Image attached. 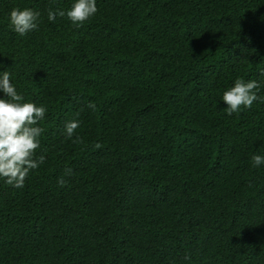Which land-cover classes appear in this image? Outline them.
<instances>
[{
  "label": "trees",
  "instance_id": "16d2710c",
  "mask_svg": "<svg viewBox=\"0 0 264 264\" xmlns=\"http://www.w3.org/2000/svg\"><path fill=\"white\" fill-rule=\"evenodd\" d=\"M75 2L0 0V74L47 109L45 163L22 188L0 179V264H264V102H223L237 79L264 97V0H96L82 26L48 20ZM13 8L38 29L14 32Z\"/></svg>",
  "mask_w": 264,
  "mask_h": 264
},
{
  "label": "clouds",
  "instance_id": "9594fccd",
  "mask_svg": "<svg viewBox=\"0 0 264 264\" xmlns=\"http://www.w3.org/2000/svg\"><path fill=\"white\" fill-rule=\"evenodd\" d=\"M97 11L96 0H76L67 12L49 8L47 18L54 22L57 15L66 16L73 25L79 27ZM40 18L39 11L13 8L9 14V26L23 36L38 29ZM259 88L260 84L256 80L245 82L243 79H237L234 86L223 93L227 115L250 109L258 100L264 102V97L257 94ZM0 92L5 97L0 99V179L7 185L22 188L30 172L45 163V156L37 157L36 153L40 148V137L43 133V128L38 125L44 119L47 109L44 106L22 102L23 96L18 94L8 71L0 74ZM87 107L95 109V104L89 103ZM79 127L80 122L77 120L66 122L65 136L72 139ZM75 142H79V137ZM252 163L254 167H259L264 164V157L254 155ZM67 171L71 173V169ZM64 183L63 179L59 180L61 186Z\"/></svg>",
  "mask_w": 264,
  "mask_h": 264
}]
</instances>
